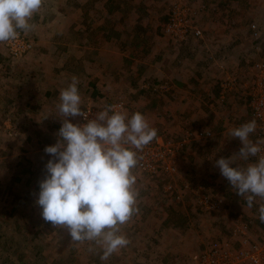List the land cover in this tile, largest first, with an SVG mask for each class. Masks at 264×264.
Wrapping results in <instances>:
<instances>
[{
    "label": "rangeland",
    "instance_id": "rangeland-1",
    "mask_svg": "<svg viewBox=\"0 0 264 264\" xmlns=\"http://www.w3.org/2000/svg\"><path fill=\"white\" fill-rule=\"evenodd\" d=\"M252 21L264 26V0H42L31 30L20 31L31 48L13 56L0 42V264H197L195 252L214 239L264 246V200L249 208L215 166L232 155L242 167L257 160L235 157L242 142L229 135L254 119ZM73 76L83 110L123 100L120 110L182 142L173 172L161 161L142 170L138 153L136 211L118 226L129 243L107 260L99 245L44 221L35 204L51 158L44 149L61 127L59 91Z\"/></svg>",
    "mask_w": 264,
    "mask_h": 264
},
{
    "label": "clouds",
    "instance_id": "clouds-1",
    "mask_svg": "<svg viewBox=\"0 0 264 264\" xmlns=\"http://www.w3.org/2000/svg\"><path fill=\"white\" fill-rule=\"evenodd\" d=\"M41 5L42 0H0V42L15 40L21 30L30 31L33 26L29 21ZM78 83L73 76L59 91L55 115L61 127L56 143L44 149L51 158L39 181L35 204L44 221L66 229L72 241L99 245L103 252L100 259L107 260L129 243L118 226L127 223L136 211L138 193L132 170L138 153L157 137V129L142 113L129 116L115 105L100 109L89 119L90 110L81 106ZM77 116L87 122L68 119ZM256 127L253 119L229 130L230 137L242 142L235 157L243 161L258 157L255 162L242 167L233 155L215 160L220 174L239 197L245 198L249 208L257 197L264 200V155H259L264 140L250 139ZM258 212L264 223V203Z\"/></svg>",
    "mask_w": 264,
    "mask_h": 264
},
{
    "label": "built area",
    "instance_id": "built-area-1",
    "mask_svg": "<svg viewBox=\"0 0 264 264\" xmlns=\"http://www.w3.org/2000/svg\"><path fill=\"white\" fill-rule=\"evenodd\" d=\"M249 26L255 52L259 55V58L253 63L255 74L247 85L246 96L248 97L251 114L257 123L255 131L257 139L264 140V26L255 21L250 22ZM3 44L13 56L21 55L32 46V43L20 31L15 40L5 41ZM233 82V80H228L229 85L227 87H225V83H221L224 88H232ZM111 105L123 109L124 101L118 100ZM86 110H90L89 119L95 118V107H88ZM86 122L83 117L77 121L78 124ZM199 132L203 134L202 131ZM189 133L193 132L189 131ZM204 134H209V131H204ZM176 140L179 139L171 136L163 137L158 134L140 153V168L147 172L156 170L161 161L168 171H175L178 150L182 145L181 141ZM260 147L262 151L259 155H264V144H261ZM204 195L201 194V197L207 199L203 197ZM203 202L211 208L215 206H210L206 200ZM246 228V225H242L237 229V232L246 235ZM243 241L249 242L251 246L237 248L226 239H214L195 252L193 255L194 260L197 264H264V246L253 243L251 237L247 236L243 238Z\"/></svg>",
    "mask_w": 264,
    "mask_h": 264
},
{
    "label": "trees",
    "instance_id": "trees-1",
    "mask_svg": "<svg viewBox=\"0 0 264 264\" xmlns=\"http://www.w3.org/2000/svg\"><path fill=\"white\" fill-rule=\"evenodd\" d=\"M124 69L125 70H129L128 69V66L127 65H124ZM144 70H145V66H143V65H140L139 66V71H140V73H142L143 74V72H144ZM141 74V75H142ZM157 82V81H156ZM159 82V81H158ZM134 84H135V82H133ZM145 88V87H144ZM151 87H149L148 89H150ZM115 101H113V103H114ZM150 102H152V104H153V106H154V104H157V102H156V99L154 98V97H152V99L150 100ZM112 102H110L109 103V105H107V106H110L111 104H113ZM150 105V104H149ZM148 105V106H149ZM149 108H152V105H150V107ZM256 159H257V157H256Z\"/></svg>",
    "mask_w": 264,
    "mask_h": 264
},
{
    "label": "crops",
    "instance_id": "crops-1",
    "mask_svg": "<svg viewBox=\"0 0 264 264\" xmlns=\"http://www.w3.org/2000/svg\"><path fill=\"white\" fill-rule=\"evenodd\" d=\"M201 69H202V71H201ZM201 69H199V71H197V72H198L199 74H202V75L206 76V74H205V73H206V72H205L206 69H205L204 67H201ZM207 72H208V70H207ZM192 85H193V84H191V85L188 84V86H190V87H191ZM173 86H175V84H173ZM141 106L143 107L144 105H141ZM168 107H169V106H168ZM162 117H166V116H162ZM166 119H167V117H166ZM163 123H165V122H163Z\"/></svg>",
    "mask_w": 264,
    "mask_h": 264
}]
</instances>
